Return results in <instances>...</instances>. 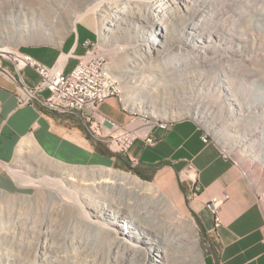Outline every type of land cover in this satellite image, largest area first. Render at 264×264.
I'll list each match as a JSON object with an SVG mask.
<instances>
[{
	"label": "rangeland",
	"instance_id": "rangeland-1",
	"mask_svg": "<svg viewBox=\"0 0 264 264\" xmlns=\"http://www.w3.org/2000/svg\"><path fill=\"white\" fill-rule=\"evenodd\" d=\"M104 1L0 0V42L7 53L16 50L24 52L25 47L32 45H60L74 33L75 16L90 11ZM189 5L192 10L184 15L182 10H169L164 30L148 17L144 6H135L127 12L126 21L108 25L109 31L117 34L106 31L104 36H101L104 14L91 10L88 14L93 15L99 30L95 46L107 52L108 67L114 70L112 73L116 77L110 74L123 86L126 109L132 115L129 124L137 126L144 122H158L160 125L195 120L237 164L257 193L264 210V175L259 169V152L253 150L237 155L242 150L240 145L245 135L235 136L232 126H226L234 117L230 98L239 101L242 106L264 104V31L260 29L264 24V0H192ZM203 17L213 19L207 30L213 33L224 31L218 39V45L222 44L223 48L218 50L217 46L215 52L212 48L209 53L203 54L206 58L196 56L198 51L203 50V43L199 42V37L190 36L191 33L194 36L204 33L196 28L188 29L191 22L200 23ZM155 32H160L157 38L161 42L165 41L161 48L164 57L154 56L151 63L146 41ZM201 38L210 39L207 42L210 47L217 45V37L213 34L210 38L207 34ZM239 47L244 49L247 59L241 57ZM0 60L5 59L0 56ZM255 126L256 122L251 128ZM27 164L28 170L35 175L26 174L31 176L32 183L15 193L0 189V231L3 233V238H0V264H72L66 256L74 247H80L81 241L88 243L94 237L88 225L80 224L74 209L53 198L40 180L49 177L69 182V187L78 192L89 213L93 212L90 207L94 205V198H100L96 202L103 204L111 201L121 203L122 200L118 199L117 193L91 187L90 179L101 175V166L74 167L51 159ZM112 169L136 177L145 184L155 185L163 192L154 186L159 192L152 200L126 196V201L130 203L131 212L144 210L150 213L152 217L148 224L168 239L177 242L180 231L188 234L190 227L187 220L196 225L198 235L185 242L178 240L179 246L171 248L168 264L201 263L193 248V241L196 240L203 263L211 264L219 248L215 232L207 234L203 230L187 200L179 202L184 216L183 219L178 218L166 196L176 201V196H186L182 186L186 182H180L175 195L169 185L160 186L150 179L144 180L126 168ZM12 173L17 177L20 172L13 170ZM71 178L77 180L71 181ZM105 186L107 184H103ZM161 196L166 200H161ZM150 202L159 204L147 206ZM125 204L122 202V207H126ZM160 210H163L162 215ZM100 221L106 231L111 229L109 218ZM173 226L178 231H172ZM112 237H115L114 233ZM146 241V238L142 239L138 244L135 240L134 245L143 250L147 247ZM155 242L160 243L161 236ZM44 245L55 250L45 254L41 250Z\"/></svg>",
	"mask_w": 264,
	"mask_h": 264
},
{
	"label": "crops",
	"instance_id": "crops-1",
	"mask_svg": "<svg viewBox=\"0 0 264 264\" xmlns=\"http://www.w3.org/2000/svg\"><path fill=\"white\" fill-rule=\"evenodd\" d=\"M98 31V23L88 14L62 44L32 45L25 47L24 53L47 67H61L69 75L86 53V45L98 41ZM0 66L1 190L15 193L25 187L12 171L33 177L27 163L41 159L74 167L126 168L160 186L169 185L175 195L180 182H186L182 184L186 196H176L178 201L164 194L179 211H183L179 202L187 200L203 230L215 232L219 248L211 264H264V210L258 195L218 144L203 142V129L195 120L162 123L153 132L154 146L138 140L128 154L114 153L87 131L83 115L53 111L41 102L19 105L18 72L7 60H0ZM23 75L31 88L41 82L31 68ZM49 95L47 90L39 93L43 100ZM99 112L122 127L132 117L116 99L102 104ZM168 124L173 125L167 128ZM187 175L191 179L184 178ZM194 183L200 188L196 196L192 194ZM224 193L230 199L220 208L221 225L216 227L207 205Z\"/></svg>",
	"mask_w": 264,
	"mask_h": 264
},
{
	"label": "bare ground",
	"instance_id": "bare-ground-1",
	"mask_svg": "<svg viewBox=\"0 0 264 264\" xmlns=\"http://www.w3.org/2000/svg\"><path fill=\"white\" fill-rule=\"evenodd\" d=\"M190 2H192V0H105L104 2L96 5L91 10L104 14V24L101 28V36H104L105 32L109 31L110 29L108 25L112 26L126 21L128 16L127 12L129 9H135V6H144L146 8L148 17L157 22L158 27H161V29L163 28L164 30L163 24L166 23L167 19H169V10H182V15H184L185 12L188 13L192 10V6L189 5ZM90 11H86L78 16H75L73 20L72 31L76 30L77 23L82 20ZM212 21L213 19L210 17H203L199 21L200 23L193 21L188 25L189 30L190 28H196L204 33L202 35L199 34L198 36H194V33L190 34V36L199 37V42L203 43V46L201 47L203 50L198 51L196 55L197 57L206 58L203 56V54L206 55V53H209L212 48V52L217 50V46L218 50L223 48L222 44L218 45V39H221V34L224 31H216L213 33L212 31L206 29ZM161 29L159 28V30ZM260 29L264 31V24L261 25ZM109 33H112V31H109ZM113 33L117 34L116 32ZM159 33L160 32L151 36L146 41L148 44L147 56L151 60V63L154 60V56L159 57V55H161L164 57V52L163 49L161 50V48L165 41L161 42L157 38ZM205 34H207L209 38L212 36V34L213 36L215 35V37H217V45L210 47V44L207 43L210 41V39L206 40L205 38H201L205 36ZM192 40L197 39L193 38ZM95 49L98 54H107V52L101 50L100 47L95 46ZM12 52L21 51L16 50ZM239 52L243 59H247V57L244 56V49L242 47H239ZM5 53H7V49H5L3 44L0 42V56ZM222 60L223 58L220 59V61ZM113 71L114 70L112 68L108 67V62L106 61L103 64H98L97 67H95V76L103 84L113 86L115 89L119 90L118 99H121L123 109L127 110L124 102L125 93L123 86L120 81L114 78L116 76L112 73ZM110 73L113 74L114 77ZM146 94H148V92H146ZM230 99L232 101L231 105L233 108L234 117L231 123L226 124V126H232L235 136L240 135L241 133H244L245 135V139L240 145L242 150L239 151L237 155H245L252 152L253 150L259 152V156L261 158V167L259 169L261 175H264V104L249 103L248 105L243 104L242 106L239 101L234 100L233 98ZM260 107L262 111L258 112ZM254 122L257 123V126L251 128ZM158 125V122L153 124L154 127ZM207 133L208 142L216 143V141L212 139L210 133ZM222 152L225 157H229L225 150L222 149ZM99 169L101 175L97 178L94 177L90 179V181H92L90 183L91 187L117 193L120 197L118 199L122 201L121 203L111 201L108 202L109 204H103V202H96V200H99L100 198H94V205L90 207V209L93 211L92 213L87 211L86 205L83 204L78 192L69 187V182H64L49 177L40 180L46 189L50 191L53 198L59 199L63 204H69L71 208L74 209L76 212V218L80 224L88 225L90 228V233L94 237L91 242L84 243L81 241L80 247H74L72 251L66 256L69 262L72 264H168L170 260L171 248H175L178 245V240L185 242L186 239L191 240L190 237H196L198 235L196 225L191 220H187L190 227L188 234L180 231V237L177 239V242L176 240L168 239L163 233H160L157 228H154V226L148 224L152 217L150 213H146L144 210L131 212L130 203L126 201V196H132L139 200L145 201H148V199L152 200L155 193H158L159 191L155 189L153 185L145 184L136 177L114 171L111 168L101 167ZM17 179H19L18 181L21 180L22 185L24 186H28L33 182L30 176L24 177L21 173L17 174ZM70 180L76 181L77 179L71 178ZM103 184H107V186L103 187ZM161 200L166 199L161 196ZM161 200L159 201L161 202ZM122 202L126 203V207H122ZM157 204L159 203L150 202L147 206L155 207ZM171 205L174 207L173 210L178 218L183 219L182 216L184 215L172 203ZM159 213L162 215L163 210H160ZM102 218H109L111 223V229H109V231H106L104 228H102L103 223L100 221ZM171 229L172 231H178L175 226H173ZM112 232L114 233L115 237H112ZM2 234L3 233L0 231V238H3ZM158 234L161 236L160 243L155 242V239L160 237ZM145 238L147 239V241L144 242L145 245H147L145 249L141 250L138 247H135V240L138 241L137 243L139 244L140 240ZM193 248L197 253V257L199 256V261L201 262L199 264H204L203 256L198 254V240L193 241ZM41 250H43V252L46 254L47 251L52 252V250L55 249H48L46 245H44L41 247Z\"/></svg>",
	"mask_w": 264,
	"mask_h": 264
},
{
	"label": "built area",
	"instance_id": "built-area-1",
	"mask_svg": "<svg viewBox=\"0 0 264 264\" xmlns=\"http://www.w3.org/2000/svg\"><path fill=\"white\" fill-rule=\"evenodd\" d=\"M86 47V53L79 59L77 66L69 75H66L61 67H47L24 52L3 54V59L11 62L18 72L19 105H33L35 102H41L53 111L83 115L87 131L114 153L128 154L138 140L154 146L157 140L153 134L156 129L153 123L144 122L137 126L128 123L122 127L99 112V107L106 101L116 99L121 104V99H118L119 90L103 84L95 76V67L107 61V54H98L94 43H88ZM26 68L33 69L41 78L37 87L31 88L26 84L23 75ZM3 73L10 76L7 71ZM46 90L50 92V95L43 100L39 93ZM172 125L168 124L167 128ZM202 140L209 144L208 133L204 130ZM225 158L230 159V157ZM185 177L191 179V175ZM199 191L200 188L194 183L192 194L196 196ZM229 199L230 196L224 193L214 197L207 205L215 217L216 227L221 225L220 208Z\"/></svg>",
	"mask_w": 264,
	"mask_h": 264
},
{
	"label": "trees",
	"instance_id": "trees-1",
	"mask_svg": "<svg viewBox=\"0 0 264 264\" xmlns=\"http://www.w3.org/2000/svg\"><path fill=\"white\" fill-rule=\"evenodd\" d=\"M132 170V169H131ZM133 171V170H132ZM137 175H139L142 179H144V180H148L146 177H144V176H142L140 173H138V172H135Z\"/></svg>",
	"mask_w": 264,
	"mask_h": 264
}]
</instances>
